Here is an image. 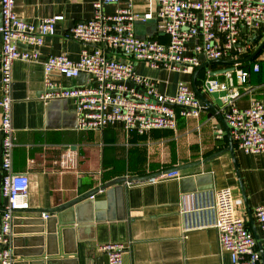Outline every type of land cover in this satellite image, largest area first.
Here are the masks:
<instances>
[{
    "label": "crops",
    "instance_id": "obj_1",
    "mask_svg": "<svg viewBox=\"0 0 264 264\" xmlns=\"http://www.w3.org/2000/svg\"><path fill=\"white\" fill-rule=\"evenodd\" d=\"M95 1L15 2V12L27 22L38 23L55 15H62L63 19L56 23V33L45 37L38 60L19 59L13 63V168L15 173L30 177V207L15 216L14 227L22 233L14 232V264H110L107 254L98 249L99 245L110 242L129 245L122 264H231L229 253L220 246L218 230L210 225L214 217L207 206L218 189L231 187L238 212L250 223L249 212L253 215L255 206L264 202V153H245L232 139L239 179L223 123V103L219 98L223 92L202 90L204 79L197 76L198 87L211 104H206L199 117L178 115L175 130L155 129L144 135L126 133L120 124L109 125L101 131H80L72 99L41 98L44 92L42 61L48 55L65 52L77 60L83 49L91 50V46L67 34L77 22L93 16ZM133 3L135 12L147 15L149 19L157 18L158 0H133ZM119 5L106 4L104 11L113 13ZM139 32L149 37L148 26L140 27ZM158 34L166 40L161 32ZM195 44L197 40L194 39L188 46L192 48ZM1 50L0 32V65ZM119 57L126 60L125 56ZM226 67L224 63H214L203 69L211 74ZM136 70L158 80L159 90L166 94H175L181 81L192 85L194 75V72L152 68L143 61L136 63ZM51 76L63 86L81 85L78 78H67L58 72ZM234 80L237 83L235 75ZM250 84L253 92L243 91L244 95L238 100L242 108L250 104L253 96L264 101L262 68L258 73H251ZM1 142L0 131V209L6 203L1 190ZM67 152L72 161L63 165L61 160ZM172 170H177L178 175L99 189L86 202L94 201L93 211L100 221L83 224L79 231L74 230L66 236L64 245H60L59 238L46 237L47 222L35 223L46 220L45 213L59 216L62 212L55 210L56 207L115 178L144 177ZM90 210L85 211L83 219L91 217ZM73 216L77 218V211ZM57 221L49 225L50 231L58 227ZM254 221L258 228L255 218ZM42 226L43 231H26ZM33 236L44 237L42 247L49 251L47 257L31 254L37 249L31 239ZM23 238H30L27 245Z\"/></svg>",
    "mask_w": 264,
    "mask_h": 264
},
{
    "label": "built area",
    "instance_id": "obj_2",
    "mask_svg": "<svg viewBox=\"0 0 264 264\" xmlns=\"http://www.w3.org/2000/svg\"><path fill=\"white\" fill-rule=\"evenodd\" d=\"M15 2L0 0L1 190L6 199L0 209V264H14V219L17 212L30 207V177L15 173L13 168V63L19 59L38 60L45 37L54 35L56 23L63 19L62 15H55L38 23L27 22L15 12ZM111 3L121 5L113 13H105L104 5ZM157 18L161 19L158 33L166 40L148 36L142 39L136 35L135 23L149 17L135 12L133 0L95 1L93 16L77 22L67 34L91 46V50L83 49L77 60L65 52L48 55L42 61L41 98L72 99L80 131H101L115 124H120L126 133L141 135L155 129L175 130L178 115L199 117L206 104L201 103L193 86L184 81L178 83L175 94L162 93L158 80L137 72L136 63L143 61L152 68L192 73L202 64L200 54L207 60L245 57L257 47L248 33L264 28V0H158ZM194 39L197 44L191 48L188 43ZM120 55L126 60H121ZM260 70V63L254 62L222 76H212L207 71L202 84V90L208 93H224L219 97L224 118L232 139L245 153H264V101L253 96L247 107L238 104L243 91L253 92L250 76ZM53 72L67 78L86 73L88 79L81 85L63 86L52 79ZM70 161L72 157L67 152L61 163L67 165ZM165 175H178V171L159 176ZM207 207L214 217L210 225L218 230L220 246L229 253L231 264H263L248 218L238 212L233 189H218ZM253 215L264 252V202L255 206ZM128 246L126 242H110L98 249L107 254L110 264H122Z\"/></svg>",
    "mask_w": 264,
    "mask_h": 264
},
{
    "label": "water",
    "instance_id": "obj_3",
    "mask_svg": "<svg viewBox=\"0 0 264 264\" xmlns=\"http://www.w3.org/2000/svg\"><path fill=\"white\" fill-rule=\"evenodd\" d=\"M0 18H1V23H2V15L0 13ZM161 21L160 18H153V19H148L147 21H141V20H138L136 21V24H135V32H136V35L137 37L139 38H146L147 36H144V35H140L139 33V28L140 27H143V26H148V34H149V37H152L154 36L157 32H158V22ZM258 40V37L255 36L254 38H252V41H257ZM264 49V39L261 40V42L258 44V46L255 48V50L248 56L246 57H242V58H237V59H215V60H207L205 55L204 54H200V59L202 60V64L197 67V69L194 71V75H193V80H192V86L194 88V90L196 91L197 95L199 96V98L201 99V103L202 104H211L210 101H208V99L205 97V95L202 93L201 89L198 87V84H197V76L199 74V72L204 68L206 67L207 65L209 64H214V63H224L226 64L228 67L222 69V70H217V71H213L211 73L212 76L214 75H217L219 73H225V72H233L236 70V68L238 67H248L250 65V63L261 53V51ZM87 74L86 73H81L79 76H78V79H79V83L83 84L85 81V78H86ZM88 77V76H87ZM223 123L227 129V133H228V136H229V139H230V145H229V150L231 151L232 153V156H233V160H234V163H235V167H236V171H237V174L239 176V179H240V171H239V167H238V164L236 162V157H235V153H234V144H233V141H232V137H231V132H230V129L228 127V124L226 122V120L223 118ZM208 160V159H205V161ZM204 161V162H205ZM200 163V162H198ZM196 164V163H194ZM182 167H180L181 169ZM173 171V170H172ZM169 172V171H168ZM164 173H167V172H164ZM162 174V173H160ZM160 174H157V175H150V176H144V177H118V178H115L113 180H110L106 183H104L101 187L99 188H95V189H91L85 193H82L80 195H77V197L73 198L72 200L68 201L67 203L65 204H62L58 207H56L55 210L57 211H60V212H64L63 214L61 213L59 216H50L48 215L46 217V220H40V221H37L35 223H46L47 222V228H46V232H47V238L48 239H57L59 238V242H60V245H64V241L66 240V236L68 235H71V233L73 234V231H79L80 230V226H83V224H88V223H95V222H99L100 221V218H98L96 215H95V203L94 201H90V202H86V200L92 196H94V193L97 192L99 189L101 190H105L113 185H116L118 183H124V182H135V181H143V180H148V179H151V178H154V177H157L159 176ZM241 182V180H240ZM241 186H242V182H241ZM243 195H244V199L245 201L247 202V196H246V193L243 191ZM82 202H85V203H82ZM79 203V205L76 207V205ZM82 203V204H80ZM88 203H91L90 205ZM93 203V204H92ZM91 209V217H89V219H83V215L85 213V211L89 208ZM94 210V211H93ZM77 211L78 213V216L77 218H74L73 216V212ZM70 216H73V218H70L68 219ZM63 218V219H62ZM249 218H250V223H251V228H252V231L257 239V242H258V246H259V249L261 251V254H262V259H263V264H264V252H263V246H262V241H261V238H260V234H259V231H258V228L255 224V221H254V217L252 215L251 212H249ZM58 220V227L55 229V230H49V225L52 223V221H56ZM36 221V220H34ZM16 223V220L14 219V225ZM42 224V225H43ZM74 228H71L73 227ZM44 227H38V228H35V227H30V228H27L26 231H28L29 233L32 232V231H39V229H41L40 231H43ZM25 231V230H24ZM14 232L15 233H22V231L16 229L14 227ZM28 239L30 238H23V243H25L27 245V243L29 241H27ZM31 239H34V242H35V246H37L36 248V251L35 250H32V253L31 254H36L38 256H41L43 258L47 257V255H49V251H44L43 249V243H44V237L43 236H33ZM27 241V243H26ZM32 264H35L34 262Z\"/></svg>",
    "mask_w": 264,
    "mask_h": 264
},
{
    "label": "rangeland",
    "instance_id": "obj_4",
    "mask_svg": "<svg viewBox=\"0 0 264 264\" xmlns=\"http://www.w3.org/2000/svg\"><path fill=\"white\" fill-rule=\"evenodd\" d=\"M139 33H140V32H139ZM140 35H141V34H140ZM248 36H249L250 38H254L255 36H257V37H258V40H257V41H252V44L258 46V44L261 42V40L264 39V28H262L258 33L255 32L254 30H253V31H250V32L248 33ZM261 38H262V39H261ZM259 41H260V42H259ZM259 61L262 62V72L264 73V49H263V51H262L260 57L256 60V62H258V63H259ZM221 94H224V93H221ZM220 96H221V95H220ZM220 96H219V97H220Z\"/></svg>",
    "mask_w": 264,
    "mask_h": 264
},
{
    "label": "trees",
    "instance_id": "obj_5",
    "mask_svg": "<svg viewBox=\"0 0 264 264\" xmlns=\"http://www.w3.org/2000/svg\"><path fill=\"white\" fill-rule=\"evenodd\" d=\"M152 37H154V38H158V39H160V40H162L161 39V36H159V34H158V32L154 35V36H152ZM262 39V38H261ZM254 51V50H253ZM252 51V52H253ZM263 51V50H262ZM262 51H261V53H262ZM252 52H250L249 54H247V55H245V57L246 56H248V55H250ZM261 53L250 63V64H252V63H254V62H256V60L260 57V55H261ZM261 61H259V63H260ZM262 63V62H261ZM260 66H261V68H262V64H260ZM201 77L202 79H204L205 77H206V71H205V69H202L200 72H199V74H198V77ZM196 81H198V79L196 80Z\"/></svg>",
    "mask_w": 264,
    "mask_h": 264
},
{
    "label": "flooded vegetation",
    "instance_id": "obj_6",
    "mask_svg": "<svg viewBox=\"0 0 264 264\" xmlns=\"http://www.w3.org/2000/svg\"><path fill=\"white\" fill-rule=\"evenodd\" d=\"M260 42V41H259Z\"/></svg>",
    "mask_w": 264,
    "mask_h": 264
}]
</instances>
